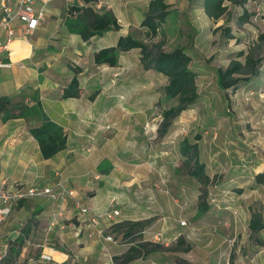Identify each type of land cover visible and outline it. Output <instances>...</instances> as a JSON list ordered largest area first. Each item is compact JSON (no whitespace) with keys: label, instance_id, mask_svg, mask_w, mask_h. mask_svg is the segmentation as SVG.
Masks as SVG:
<instances>
[{"label":"rangeland","instance_id":"obj_1","mask_svg":"<svg viewBox=\"0 0 264 264\" xmlns=\"http://www.w3.org/2000/svg\"><path fill=\"white\" fill-rule=\"evenodd\" d=\"M165 1L175 2L178 8H170L174 10L155 37L149 38L145 27H134L130 33L149 43L162 39L164 51L184 48L197 74V102L173 118L166 133L159 135L161 111L176 103L164 96L167 78L144 70L133 54L128 68L114 70L112 77L104 72L106 87L98 117L91 122L92 139L85 142L89 148L95 145L85 167L91 188L79 192L68 185L75 196L49 208L62 213L51 230L52 220L37 218L40 211L24 215L17 236L24 235L27 222L30 226L21 253L12 262L5 261L16 236L0 252V264H41L37 261L41 245L66 254L67 264H115L113 257L124 254L131 239L148 243L146 249L154 243L161 246L125 264H181L184 260L230 264L231 255L234 264H264V245L250 239L247 228L251 209L260 211L264 222V184L254 182V175L264 171V61L250 84L240 82L235 89L223 91L216 82L218 67H225L231 59L243 62L244 55L236 56L237 52H246L256 43L264 29V2L248 0L239 6L226 0L228 19L224 15L214 21L198 4L193 10L187 0ZM243 8L254 14L242 24L237 19ZM225 27H230L229 34ZM256 51L264 55V42ZM196 133L201 135L199 158L211 179L206 195L210 207L198 217L202 184L188 175L179 153L180 141H193ZM97 161L104 171L97 169V177L88 175L91 169L95 172ZM58 177L66 180L59 173ZM81 207L88 211L82 214ZM111 207L122 215L117 222L140 221L141 230L125 238L126 224L116 226L102 215ZM257 237L264 241V229Z\"/></svg>","mask_w":264,"mask_h":264},{"label":"crops","instance_id":"obj_2","mask_svg":"<svg viewBox=\"0 0 264 264\" xmlns=\"http://www.w3.org/2000/svg\"><path fill=\"white\" fill-rule=\"evenodd\" d=\"M71 1L35 0L37 6L44 4L46 12L45 18L30 34L23 33V23L15 18V38L1 54L10 66H0V95L27 100L21 94L37 91L47 116L63 127L67 135L66 148L51 158L43 159L36 140L29 132L34 121L25 118L3 121L0 114V183L7 179L27 185L45 186L53 183L59 173L66 178L67 187L72 185L79 192L89 190L91 186L85 176V167L95 151V145L89 148L90 145L85 142L89 143L92 139L89 131L94 127L91 122L98 117L100 99L106 87L103 83L104 72H109L112 77L115 76L114 70L128 68L132 64L129 60V55L132 54L137 63H140L139 49L136 48L120 52L116 66L96 64L93 57L99 49L114 46L120 35L132 32L134 27L142 28L138 26L150 0H98L90 4L95 10H111L120 28L92 36L87 41L82 40L78 34L69 33L65 27L64 21L68 14L64 12V7L67 8ZM187 1L191 4L190 9L194 10L195 4ZM166 3L170 4V8H178L173 1ZM199 8L203 10L201 6ZM74 69L78 70L76 75L83 89L81 96L62 98V89L75 75ZM92 89L99 90L93 101L88 100L87 96ZM99 163L100 161L95 163V172L91 169L88 175L98 176ZM18 203L5 222L0 224V252H4L9 241L17 236V229L22 225L19 220L26 214L40 211L37 218L52 220L50 230L55 223H59L58 216L62 213L57 208L49 210L55 203L47 197H34ZM120 216L122 217L118 215L112 220L105 219L115 223L120 220ZM249 218L250 214L248 221ZM41 246L40 253L50 255L52 262L66 260L67 255L55 247Z\"/></svg>","mask_w":264,"mask_h":264},{"label":"trees","instance_id":"obj_3","mask_svg":"<svg viewBox=\"0 0 264 264\" xmlns=\"http://www.w3.org/2000/svg\"><path fill=\"white\" fill-rule=\"evenodd\" d=\"M189 1L193 4L200 5L204 13L214 21L224 15H227L226 20L228 19V8L224 3L226 0ZM228 1L239 6H244L248 2V0ZM95 2H98V0H72L67 7L68 15L64 21L65 27L69 33L78 34L84 41L89 40L92 36L102 35L106 31L118 30L120 28L117 18L111 10H95L90 6V4ZM173 10L170 9L164 0H150L147 11L139 26L145 27L147 36L153 38L158 34L161 25ZM253 14V12L243 8L237 20L239 23H246ZM224 31L226 34H229L230 27H225ZM263 42L264 29L257 35L256 43L250 45L246 52L243 50L237 52L236 56L244 55L243 62L238 59H231L225 67H218L216 69V82L221 90L235 89L240 82L249 84L254 77L259 76L264 55H258L256 50ZM162 46V39L149 43L136 37L134 34L128 33L126 35H120L114 46L103 47L96 51L93 57L96 64L116 66L120 52L136 48L139 49L140 64L144 70H153L167 78V83L163 87L164 96L168 100L175 99L176 103L161 111L162 120L158 128L159 135H164L171 120L195 104L199 98L196 82L197 74L190 67L192 61L191 56L183 47H176L171 51H164ZM74 72L75 75L71 78L68 85L62 89V98H78L81 96L82 89L76 75L78 70L74 69ZM98 93V89L94 90L88 95V100L93 101ZM21 95L28 99L24 100L21 98L15 100L7 95H0L1 119L3 121L11 118L33 120L34 124L30 125L29 132L36 140L42 158H51L66 148L67 135L60 124L54 122L47 116L43 110L37 91ZM200 139L201 135L196 133L193 141H190L188 138H183L179 143V153L184 159L183 164L187 169L188 175L196 178L202 184L200 188L201 199L197 206L196 217L202 216L210 207L206 201V195L207 185L211 179L206 173L204 163L199 158L198 140ZM98 170L104 171L101 163L98 164ZM254 182L256 184H264V171L254 175ZM238 191L242 192V189ZM114 224L116 226L126 224V228L122 233L126 238L132 236L135 231H140L139 226L143 223L140 221L125 220L115 222ZM29 226L27 222L22 228L24 235H19L12 241V244L8 247L5 261L12 262L20 255L25 241V234L27 235L29 231ZM247 228L250 239H254L257 244L263 246L264 241L257 237V233L264 229L263 216L260 211L250 210ZM181 241L182 238L178 240L180 245ZM130 242L131 244L124 254L113 257L115 264L128 263L137 256H142L154 248L157 249L161 246L158 243H154L153 247L146 249L148 243L134 242L133 239ZM185 250H189V247L185 248ZM44 263L48 262H42L41 264ZM57 264H67V261L57 262ZM181 264L191 263L184 260ZM230 264H234L233 255L230 256Z\"/></svg>","mask_w":264,"mask_h":264},{"label":"built area","instance_id":"obj_4","mask_svg":"<svg viewBox=\"0 0 264 264\" xmlns=\"http://www.w3.org/2000/svg\"><path fill=\"white\" fill-rule=\"evenodd\" d=\"M263 3L264 0H253ZM46 8L37 6L35 0H0V66H10L1 54L8 49L9 43L15 38L14 19L23 23V33L30 34L45 18ZM113 81V80H112ZM108 127V126H107ZM58 175V174H57ZM74 190L67 187L66 180L57 178L53 183L45 186L27 185L17 181L4 179L0 183V224L4 223L10 215L13 207L20 201L34 198L47 197L51 202H64L67 197L73 196ZM81 212L86 213L88 208L81 207ZM107 219H114L119 215L115 208L106 209L102 214ZM185 224V221H181ZM98 234H101L100 232ZM105 239L113 241L111 235H105ZM155 240L159 238L155 235ZM51 256L40 253L37 261L50 262Z\"/></svg>","mask_w":264,"mask_h":264}]
</instances>
